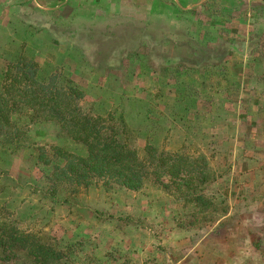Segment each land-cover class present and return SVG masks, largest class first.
<instances>
[{
  "label": "rangeland",
  "instance_id": "374dc122",
  "mask_svg": "<svg viewBox=\"0 0 264 264\" xmlns=\"http://www.w3.org/2000/svg\"><path fill=\"white\" fill-rule=\"evenodd\" d=\"M222 47L229 54L210 63L208 71L202 68L211 75L197 100L219 104L218 109L196 104L213 123L205 127L197 115L187 120L177 110L181 104L174 105L175 97L185 95L184 81L173 79L174 66L182 63L164 64L163 56ZM17 56L32 58L42 72L72 79L84 93L79 102L84 111L105 116L123 110L124 134L136 149L153 141L165 152L183 145V153H204L214 181L202 192L211 202L201 208L151 180L137 191L91 184L68 192L56 184L51 193L42 164L34 163L36 149L51 153L48 148L55 145L84 155L85 148L60 137L54 121L27 123L21 116L26 124L21 145L0 153L1 216L69 250L71 264H226L229 254L212 252L206 240L214 226L230 224L222 217L233 199L246 202L247 189L235 193L243 179L229 174L233 160L214 154L232 149L233 141L220 140L224 122L210 116H235L233 123L247 127L250 144L261 123L264 137V0H0V72ZM117 58L118 64L110 65ZM212 136L216 141L207 147ZM230 217H236L232 210ZM239 259L264 264V249L243 252Z\"/></svg>",
  "mask_w": 264,
  "mask_h": 264
},
{
  "label": "trees",
  "instance_id": "16d2710c",
  "mask_svg": "<svg viewBox=\"0 0 264 264\" xmlns=\"http://www.w3.org/2000/svg\"><path fill=\"white\" fill-rule=\"evenodd\" d=\"M163 40H167L172 47L186 49V46L179 44L177 40ZM160 42L158 41L159 44ZM226 49L222 47L221 50H210L202 54L189 48V54L186 56H163L164 64L175 61L182 63L180 66H174L173 79L181 83L184 81L185 95L180 93V97H175L174 105L181 104L177 110L181 109L183 115L188 117L187 120L197 115L196 119L205 121V127L213 124L207 122L202 110L198 111L196 106L207 102L210 109L219 107L218 103L213 106L205 99L197 100L201 92H206L205 81L211 75V72L205 75L202 68L208 67V71L210 63L213 64L229 54ZM260 60L262 59L258 58V64ZM118 61L119 58L114 62L110 60L109 63L116 66ZM216 73L220 72L217 70ZM185 77H190V82L185 80ZM83 97L82 89L72 79L58 72L40 71L32 58L17 56L9 60L0 72V153L12 151L21 145L26 124L21 123L19 117L24 116L27 123L54 121L57 134L81 143L85 154L74 155L55 145L49 146L51 153L43 148L36 149L34 163L42 164L41 170L45 172L44 176L47 175L49 192H55L53 188L56 184L65 185L69 189L68 192H74L79 187L86 188L91 184L137 191L151 180L164 191L170 192L176 198L182 197L194 207H207L210 204L211 200L202 192L214 181V175L204 153H183V145L175 151L165 152L157 148L153 141L145 142L140 149H136L125 137L127 126L123 110L107 112L105 116L84 111L79 105ZM210 118L218 122L224 121L221 113L219 116L213 114ZM212 138L213 140L207 142V147L215 143V137ZM46 168L49 170L48 174L44 170ZM45 193L42 194L44 197L48 195ZM47 199L51 200L50 196ZM226 219H229L230 224L233 223L232 218ZM227 225H218L217 228L214 226L212 231L220 235ZM262 230L264 226L254 233L256 237L252 246L255 249H264V235L259 232ZM68 251L66 248L53 246L32 232L20 229L14 219L5 218L0 213L1 262L71 264Z\"/></svg>",
  "mask_w": 264,
  "mask_h": 264
},
{
  "label": "crops",
  "instance_id": "0c3cea01",
  "mask_svg": "<svg viewBox=\"0 0 264 264\" xmlns=\"http://www.w3.org/2000/svg\"><path fill=\"white\" fill-rule=\"evenodd\" d=\"M223 120L224 125L220 126L222 128L220 134L222 135L224 132V137L220 140L228 143L233 141V146L232 149L212 153L218 155L219 158H226L228 161L233 160L229 174L232 177L237 175L240 179H243L238 180L239 185L235 189V193L237 194V191L241 192L243 188H246L245 196L247 199L246 202H243V199L239 196L237 200H232L233 205L229 208L230 211L236 213V217H230L233 223L227 225L220 235L213 233L208 236L206 242L209 243V250H212V252L229 254L224 256L226 264H233L236 260L238 264H242L239 257L243 256V252L249 254V252L253 253V251L261 250L255 249L252 242L255 240L254 233H256V230L258 228L263 229L264 226V137H260L263 129H261V123L255 126V139L251 143L255 147L247 149L244 146L251 145L247 142L251 137H244V134L247 133V127L233 123L236 121V117L231 118L226 112H224ZM228 125H231V127H228ZM241 204L243 205L240 206ZM237 206H239L238 209ZM230 211L225 213L222 218H228ZM215 238H219L218 242L214 240Z\"/></svg>",
  "mask_w": 264,
  "mask_h": 264
}]
</instances>
